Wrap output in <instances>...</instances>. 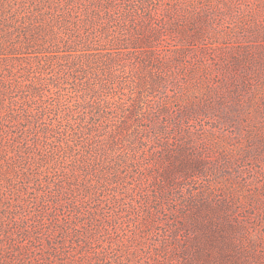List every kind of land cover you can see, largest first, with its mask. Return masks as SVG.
I'll return each instance as SVG.
<instances>
[{
	"label": "rangeland",
	"instance_id": "1",
	"mask_svg": "<svg viewBox=\"0 0 264 264\" xmlns=\"http://www.w3.org/2000/svg\"><path fill=\"white\" fill-rule=\"evenodd\" d=\"M154 1L141 47L0 58V262L264 264V0Z\"/></svg>",
	"mask_w": 264,
	"mask_h": 264
},
{
	"label": "trees",
	"instance_id": "2",
	"mask_svg": "<svg viewBox=\"0 0 264 264\" xmlns=\"http://www.w3.org/2000/svg\"><path fill=\"white\" fill-rule=\"evenodd\" d=\"M4 1L0 0V22L3 23L9 19L1 10ZM155 4L154 0H45L42 4L45 10L43 17L29 22L26 25L27 33L18 35L16 39L0 35V58L25 57L33 53L41 56L90 57L117 53L130 48L131 44L141 47L137 45L143 42L139 31L143 28L147 13L151 22L154 21L157 11L152 14L150 6ZM20 188L23 189V186ZM5 191L0 176V202ZM4 214L5 209L0 210V260L1 254L16 250L13 246L15 243L11 242L14 231L6 233L5 230L15 223L16 214L12 219ZM25 216L23 214L22 219ZM22 242L18 241L17 245L24 247ZM12 259L15 262L17 257Z\"/></svg>",
	"mask_w": 264,
	"mask_h": 264
}]
</instances>
